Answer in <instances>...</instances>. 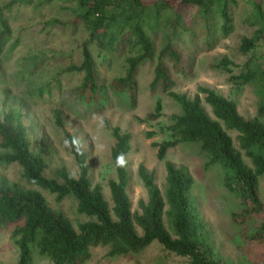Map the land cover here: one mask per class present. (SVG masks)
<instances>
[{
	"label": "trees",
	"instance_id": "16d2710c",
	"mask_svg": "<svg viewBox=\"0 0 264 264\" xmlns=\"http://www.w3.org/2000/svg\"><path fill=\"white\" fill-rule=\"evenodd\" d=\"M71 1L73 20L68 24L80 26L86 33L82 63L69 68L83 72L76 89L79 102L97 109L109 101V89L101 83L90 50L96 43L103 50H126L130 54L126 75L112 83L113 92H127L133 97L139 68L147 62L156 63L152 91L160 88L179 107L180 114L173 115L166 128L169 139L154 144L166 170V188L162 190L154 175L141 165L138 174L147 200H141L137 211L133 210L127 193L126 162L132 136L116 127L112 131L115 144L111 159L117 177L109 184L114 205L111 209L102 187L92 183L87 155L67 131L60 112H55V124L64 132L79 173L74 176L61 168L55 172L56 178H49L43 154L32 148L22 111L5 103L0 120V147L4 152L0 162L18 164L28 186L57 195L59 202L73 196L78 212L89 219L76 228L64 213L51 208L40 192L0 180V230L15 226L12 235L19 251L16 264H36L37 256L50 264H87L93 249L105 248L107 257L114 259L139 254L154 244L186 259L187 264H226L217 253L211 227L198 209L192 175L167 160L169 151L185 145L199 147L207 155L209 166H220L225 172L227 206L234 228L227 240L240 252V264H264V201L260 192V179L264 177V53L260 58L255 56L259 48H264V0L246 2L249 10L245 22L254 32L243 38L240 51L249 60L239 67V75L230 78L234 85L250 86L258 95L259 107L253 119H246L236 102L212 89L200 87L193 98L177 93L172 76L188 74L196 55L212 52L220 40L233 34L240 8L237 0ZM33 2L10 0L9 7ZM3 11L0 56L5 39L11 36ZM48 26L67 25L51 21ZM156 29L165 36L160 49L152 39ZM232 66L225 57L218 69L232 74ZM162 110L159 101L154 112L139 120L155 122L162 117ZM229 131L238 134L240 150ZM121 155L124 164L118 165Z\"/></svg>",
	"mask_w": 264,
	"mask_h": 264
},
{
	"label": "rangeland",
	"instance_id": "374dc122",
	"mask_svg": "<svg viewBox=\"0 0 264 264\" xmlns=\"http://www.w3.org/2000/svg\"><path fill=\"white\" fill-rule=\"evenodd\" d=\"M235 30L233 34L220 40L212 52L196 55L188 74L173 73L174 90L193 98L200 87L209 88L236 102L238 110L246 119L257 115L259 98L250 86H236L231 76L240 74L249 57L241 53L243 38L251 37L254 29L245 22L248 14L246 2L237 0ZM40 2H43L40 4ZM10 0H0L5 20L11 36L5 39L0 56V120L5 112V103L11 109H19L24 115L32 148L41 152L46 160V175L56 178L55 172L65 168L74 176L79 171L65 143L64 132L55 124V112H60L68 132L84 149L90 167V178L94 185L102 187L105 200L113 208L109 184L117 174L111 159L115 144L112 136L114 128L132 136L131 151L126 158L128 164L127 193L134 211L141 200H147L146 190L139 178V168L145 166L155 177L158 186L166 188L164 163L157 158L155 143L169 139L166 128L173 115L180 114L179 107L160 88L152 91L156 63L143 64L133 81V97L127 92H113L114 81L125 77L126 50H103L99 44L90 50L100 74L101 83L108 90L109 101L91 109L76 98V89L81 85L83 72L70 71L82 63V43L86 33L80 26H73L71 0H34L33 4L9 7ZM237 9V8H236ZM234 11H236L234 9ZM59 21L67 26L50 27L48 23ZM164 34L156 29L152 39L161 48ZM264 48H259L255 56L260 58ZM228 58L234 66L232 74L218 69L223 58ZM161 101L162 117L155 122H141L154 112ZM207 111L210 109L206 107ZM154 133L150 138L149 134ZM236 148L240 150L238 134L229 131ZM1 144V140H0ZM0 147V154H3ZM245 157V156H244ZM167 160L178 167H185L195 181L194 197L198 209L211 227L217 253L226 264H240L242 256L233 244L228 242L234 228L227 206V192L224 185L225 172L220 166H209L208 157L199 147L185 145L168 152ZM247 163L250 161L245 157ZM0 180L19 185L25 189L40 192L48 204L56 211L64 213L77 228L89 219L78 212L77 200L69 195L61 202L57 195L41 188L28 186L22 178L18 164L0 162ZM260 192L264 201V177L260 179ZM15 226L0 230V264H16L18 246L13 238ZM105 248L93 249L92 259L87 264H187L186 259L168 253L159 244H154L143 252L127 257L110 259ZM36 264H50L45 258L36 257Z\"/></svg>",
	"mask_w": 264,
	"mask_h": 264
},
{
	"label": "clouds",
	"instance_id": "9594fccd",
	"mask_svg": "<svg viewBox=\"0 0 264 264\" xmlns=\"http://www.w3.org/2000/svg\"><path fill=\"white\" fill-rule=\"evenodd\" d=\"M117 164L118 165L124 164V157L122 155L117 157Z\"/></svg>",
	"mask_w": 264,
	"mask_h": 264
}]
</instances>
